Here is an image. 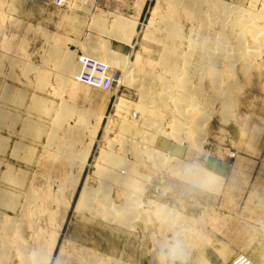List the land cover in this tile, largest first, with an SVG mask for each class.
I'll return each mask as SVG.
<instances>
[{
  "label": "rangeland",
  "instance_id": "rangeland-1",
  "mask_svg": "<svg viewBox=\"0 0 264 264\" xmlns=\"http://www.w3.org/2000/svg\"><path fill=\"white\" fill-rule=\"evenodd\" d=\"M211 1L240 7L233 14L226 13L227 45L231 48L243 33L249 48L254 40L249 33L253 21L248 20L244 31L240 30L239 13H258L254 22L259 31L264 30V0ZM170 8L178 9L170 0H0V111L19 118L12 124H0V136L7 138V146L0 150H5L0 152V187L20 195L16 210L0 206V212L13 221L12 240L22 246L23 257L31 264H170L161 254L176 240L182 250L176 264H264L263 30L256 33L258 55L251 59L247 74L236 63L235 73H226L223 78L232 79L227 78L224 84L236 78L238 87L232 93L233 105L225 113L211 86L214 74H209L208 64L199 63L202 50L189 42L196 21H188L180 7L173 12V20L181 34L169 39L163 21L170 16ZM117 19L128 22L123 23V29L135 26L131 42H119L111 36ZM219 25L218 30L222 28ZM91 39L106 40L111 49L128 58L132 64L129 70L142 80L171 78L162 65L166 62L165 46L174 48L173 55L192 53L187 77L193 87L199 84L205 91L194 96V101L204 107L205 116L201 115L208 118L202 145L190 146L187 133H182L181 143L172 135L173 102L151 108V114L158 118L156 131L145 122L144 90L136 81L128 82L125 67L108 70L114 77L111 88L90 90L110 94L107 102L76 101L70 92L71 86L78 84L70 72L74 59L63 60L67 53L81 58L84 44H90ZM72 41L74 50L69 46ZM54 50L58 58L51 57ZM181 57H174L179 66L184 62ZM154 80L150 86L159 95L163 85ZM82 83L91 86L88 79ZM9 88L25 91V104L6 97ZM35 97L46 104L48 113L33 106ZM63 103L66 108L72 104L78 109L64 113ZM91 110L93 116L81 118L80 111L88 115ZM29 121L41 126V132L26 131ZM71 127L82 128L81 136L68 134ZM15 143L28 149L19 150L15 157ZM159 153L165 154L164 164ZM8 165L22 178V184L10 185L1 179ZM186 165L206 175H188ZM213 177L220 180L219 187ZM104 183L117 206L113 214L97 208L98 197L106 193L101 190ZM85 187L93 190V199L84 206L81 193ZM126 192L139 196L140 203L137 211L123 220L128 206ZM158 204L191 217V222H175L173 228L163 231L154 215ZM21 257L14 255L7 264H24Z\"/></svg>",
  "mask_w": 264,
  "mask_h": 264
},
{
  "label": "bare ground",
  "instance_id": "bare-ground-1",
  "mask_svg": "<svg viewBox=\"0 0 264 264\" xmlns=\"http://www.w3.org/2000/svg\"><path fill=\"white\" fill-rule=\"evenodd\" d=\"M170 1L174 3L176 8H178L176 11H179L180 7L183 8V10H184L183 14H185V18L188 21L189 20L193 21V22L196 21L195 23H197V27L195 28L193 26L194 33L189 38L190 39L189 42L191 43V44L190 43L189 44L191 46L195 45L196 48L198 47L200 50H202V53L199 56V59H200L199 63L201 65L208 64V66L210 67V69H209L210 73L207 71V69L209 67L206 69V71H207V73H209L211 75H212V73L214 74L213 79L211 80L212 89L221 98V104H222V109H223L221 111H223L225 113L228 112V109L230 107H232V105H233V101L231 100L232 99L231 97L233 96L232 93H234L236 88H238L237 84H236L237 79L234 78L235 82H228V83L224 84L226 79L228 78L230 80L231 77H226V79H224V80H223V78H225L226 73H231L233 71L235 73L236 63L240 64V71L244 75L247 74V69L249 68V63H250L251 59L258 55L257 49H255L258 45L256 33L258 34L257 31H259L260 29L258 30V26H257L256 22H254L256 20L255 19L256 13L255 14L251 13V15L254 14L253 16H251V15L250 16H247V15L241 16L244 13L241 14V12L239 11L240 17L237 16L238 12L236 15L240 19V20H238L239 22L236 20L238 22L237 25L240 26V28H239L240 30H243L244 27L247 26L246 23L248 20L253 21V23L249 25V27H250L249 33L252 35V37L254 39V40L252 39L253 44L249 48H246L245 41L243 39L244 34L238 33L240 35L237 36V38H236V40H237L236 44H233L231 46L229 44V46L231 47V48H229L227 45L228 40L226 38L224 21H225V18L228 16L227 15L228 12H231L233 14V11L240 10L239 6L234 7L233 5L227 4V3L222 2V1H218V3H215V2L213 3L211 0H170ZM231 7H233V8H231ZM174 11H172V9L170 8L168 10V14L170 16H167L163 21V23L165 24V28L168 31V38L169 39L178 38V36L181 34V32L178 28V25L173 20V18H174L173 12ZM249 13H250V11H249ZM256 15H258V13ZM121 18H119V19H121ZM229 18H230V16H229ZM257 18H259V17H257ZM260 18H262V17H260ZM119 19L115 20V23H113V26L115 27L116 31L112 32L111 36L116 41H119V42L125 41V42L129 43V42H131L133 35L135 34V26H133L132 28H130L131 26H129L128 28H130V29H127V28L123 29V27H122L123 23L127 24L128 22L126 20L122 21ZM235 19H237V18H235ZM195 23H194V25H196ZM220 23L222 25V28L220 30H218L216 27ZM249 23L250 22H248V24ZM231 26H233V25L231 24ZM262 30L259 31V33L262 32ZM263 37H264V30H263ZM92 39H91V42L93 41ZM96 39H99V38H96ZM169 39H167V40H169ZM103 41L101 39L99 41H97V40L93 41L92 43L89 41L90 44L87 43L88 45L84 44L85 49L82 51L81 58H80V56H78V58H76L77 62L76 61L74 62V60H76L75 59L76 56L73 53H67V57L63 60L65 62V61H69L71 59H74L73 60V64H74L73 66L74 67H72V69H70V72L76 76V78L78 79L77 80L78 84H82L85 86V88L80 87V85H78V84L71 86V88L73 89V90L70 89V92L73 95L72 97H75L76 101L79 100L80 98L88 99L90 102L96 101L97 103L99 102L98 105H100L101 103L107 102L110 94L103 95L102 93H100V91H96L95 93H92V91H90V90L91 89L105 90L107 88H111V86H112L111 82L114 81V77L112 76L111 72H109L108 70L110 68H121V67L123 68V67H125L126 68L125 69V72H126L125 77L128 78L127 79L128 82L132 83V81H134V82L136 81L135 84L137 85V87L140 90L141 89L144 90L143 91L144 94H142L143 95L142 96L143 102H144L142 108L144 111V118L146 119L145 122H147V124H149V126L151 125L152 128L155 127L154 125H156L158 118H154V116H156V115L153 116L151 114L152 113L151 108H156L157 105L159 107V106H161V104H163L166 107V105H168L169 102H173V104L175 105L174 106L175 109L174 110L172 109L173 110V113H172L173 117L172 118H174V122H173L174 127L172 129L173 130L172 135H174V137L177 138L176 139L177 141L180 139V143H181L182 133L183 132L187 133V135H185V136H187V139L190 143V146H193L194 148H195V145L201 146L202 144L200 145V142L202 141V138H205L204 136L206 134L204 132L205 129L203 130V127L205 126V124H207L205 122L208 121V120L206 121V119H208V118L205 119V117H203V116H205V114H202V112L206 111V110L203 111L204 107L200 106L199 101H196V100H195L196 102L194 101V96H198V94H201L203 89L201 90V88L198 87V86H200L199 84L196 85L197 87L195 86L196 88L193 87L194 85L192 86V82L190 81L191 78H189L190 79L189 80L187 77L188 74L190 73L189 71H188L189 73L187 72V70H188L187 67H190L192 65V63H191V58L193 57L192 53L186 52L185 54H181L182 51L181 52L178 51L179 54L173 55V52L175 53L174 48H170V46H168V47L165 46V48H164V54H165L164 59L166 62L162 65H164V69H165L164 72L169 73V75H171V78L169 80H167V79H160V77H157V76L155 78L152 77V78L156 79V81L159 80V82L163 85V87H161L162 85L160 86L161 87L160 91H162V90L163 91L161 92V94L158 95V93L154 92L156 89H154V87L151 88L152 86H150L151 80H153L155 82L154 79L149 78V80L148 79L142 80L141 78L140 79L136 78L134 76V74L132 73L133 71L129 70L132 67V64H130V61L128 60V58L125 56L119 55V53H117L116 51H114L113 49H111L108 46L109 44L107 43L106 40H103ZM259 41L261 42V39ZM73 43L74 42L72 41L69 44L71 49L75 48V46H74L75 44H73ZM263 45H264V42H263ZM263 45H261V46H263ZM7 46H8V44H7ZM196 48H195V50H196ZM257 48L259 50V47H257ZM191 49H192V52H194V50H193L194 48H191ZM50 55L52 58H58L59 57V53L57 52V50L51 51ZM0 56H2V55L0 54ZM179 56L180 57L182 56L184 58L183 59L184 62H183L182 66L177 65V61L174 60V57H179ZM101 60H104V61H101ZM9 61H11V60H9ZM96 63H98V64L96 65ZM11 64H12V62H11ZM219 64H221L222 67L217 69V65H219ZM223 66L225 67L224 70L222 69V68H224ZM201 68L202 67L200 66V72H201ZM202 72H204V71H202ZM204 73L202 75H204ZM180 75H181V77H179ZM87 79H88V81L92 87L91 86L89 87L88 85H85L82 83V82H86ZM43 81H45V80H43ZM135 84H133V85H135ZM12 88H13V86H12ZM12 88H9L6 90V92H5L6 97L7 96H9L11 98L15 97L14 100H12V101H14L13 103L16 102L17 104H23V103L25 104V101H26L25 97L27 96V93L25 91H22V90H17L15 92H13ZM153 89H154V91H153ZM160 91H158V92H160ZM203 92H205V91L203 90ZM216 94L214 96H216ZM201 95H199V96H201ZM209 97H210V95H209ZM195 98L198 99L197 97H195ZM216 98H217V96H216ZM34 99H35V101L33 102V106L36 105V108L40 112L48 113V111H50L47 108L46 104H44L43 102L40 101L39 97L38 98L35 97ZM37 99H39L40 102L37 101ZM210 100H212V99H210ZM64 103H63L64 107H65V105L67 106V104H64ZM70 105H68L69 107H67V108L65 107V109H64V107H62V109H64V113H65V111L67 112L68 110H70L72 112L73 109L75 110L77 108L72 104H70ZM118 108H120L119 110H121L123 108L122 104ZM169 108L170 107H168V110H169ZM77 109H76V111H77ZM229 111H230V109H229ZM80 113H81V118H87V117L89 118V117L94 115V112H92V110L89 111L88 115L84 111L83 112L80 111ZM195 113H196V116H193ZM172 114H171V116H172ZM197 114H199V115H197ZM6 115H7V112L5 110L0 111V124L1 125H4V123L12 124L14 121H17L19 119V118H17V116H11V115L6 116ZM63 118H64V116H63ZM77 118L79 120H81L80 117H77ZM80 124H81V122H80ZM161 124H162V122H161ZM161 124H158V125H161ZM25 126H26V131L30 130V131H32V133H36V132L40 133L41 132V128H40L41 126L36 125L35 122L29 121L25 124ZM58 129L62 130L61 127H59ZM153 129H155V131H156V127ZM157 130H159V129H157ZM82 133H83V129L82 128L81 129L76 128V127L75 128L71 127V128H69V131H68V134H71V135L79 134L81 136ZM93 133H94V131H93ZM184 133H183V135H184ZM6 139L7 138H3L2 136H0V150H3L7 146ZM15 145H16V147H14V150L16 152L15 151L12 152V154L14 153V156H15V153L19 154V150L21 152L22 151L21 149H23V148H24V150L28 149L26 147L27 145H24L22 143L19 144L20 146H18L17 143H15ZM25 148H27V149H25ZM17 150H18V152H17ZM4 151H0V152H4ZM27 152L28 151H26V153ZM30 152L32 153V150H30ZM151 152H152V150H151ZM18 154H17V157H18ZM31 155H33V154H31ZM141 155L139 154V158L142 157ZM157 156H159L160 161H163L162 163L164 164V162L166 161L165 154L159 153V155H157ZM26 157H28V156H26ZM29 158L30 157H28V159ZM21 159H22V157H21ZM28 159H26V160H28ZM159 159H158V161H159ZM27 162H29V160ZM1 164H3V161H0V166H1ZM9 166L10 165H8V170L6 168L7 171L6 172L4 171L5 173L4 172L2 173L1 179L7 180V182L10 185H13L15 183H16V185L17 184L19 185L22 178H17L15 176L16 174L14 173V170L12 169V166L11 167H9ZM182 166H184V165H182ZM186 167H187V165H186ZM184 168H185V166H184ZM187 168H189V167H187ZM17 171H18V169H17ZM185 173L188 175H192L194 177L196 176V178L202 177V176L204 177V175H206L205 174L206 172H204L203 170H197L195 167H192V166H190L189 169H186ZM24 175L26 176V173H23V176ZM214 180L217 181V186L219 187L220 186L219 185L220 180L218 178L217 179L214 178ZM194 182L196 184H199L197 180H194ZM20 184H22V182ZM217 186L215 188H217ZM1 187H0V206L16 210L20 195H17L16 192L12 193L13 192L12 190H11L12 192H10V189H8L7 187H6V189H8L9 191L4 189V188H1ZM103 188L105 189L106 193L104 196L98 197L99 204H98L97 208L104 211L105 214H113L114 213L113 212L114 207L116 208L117 206L110 199V196L108 194V192H109L108 184L104 183L102 185L101 190H103ZM215 188H213V189L215 190ZM217 189H219V188H217ZM92 193H93V190L91 188L85 187L83 189L81 195L84 198V200H83L84 206L90 204L89 200L93 199ZM95 193H97V192H95ZM124 197L127 200L126 204H128V206L125 209L126 215L123 216V220H124V218L126 220L130 216L131 213L137 211L136 206L140 203V200H139V196H136L134 193H130V192H126L124 194ZM136 214H138V213H136ZM154 215H155L156 220L159 221L161 229L163 228V231L167 228H173L172 225H174L175 222H178L180 224L183 222H185V223L191 222V219H190L191 217L189 218V217L181 214L180 212H176L175 210L166 207L165 205H159L158 204L157 210H156V212H154ZM118 216H120V215H118ZM194 221H195V219H194ZM12 222L13 221H10L8 218L5 217V215H3L2 212H0V264H7L9 262V260L13 259L14 255H18V254L22 256L21 258H24V259H22L24 264H31L27 259H25L26 256L23 257L24 249L22 248V246H20L18 243H16L15 241L12 240V236H13V234H15V233H13V227L14 226H13ZM184 231L185 230H183V232ZM177 232L180 233V231H178V230H177ZM190 237H192V236H189V238ZM13 239H15V238H13Z\"/></svg>",
  "mask_w": 264,
  "mask_h": 264
},
{
  "label": "clouds",
  "instance_id": "clouds-1",
  "mask_svg": "<svg viewBox=\"0 0 264 264\" xmlns=\"http://www.w3.org/2000/svg\"><path fill=\"white\" fill-rule=\"evenodd\" d=\"M162 258L165 261H169L170 264H176V261L181 259L182 250L179 244V241H173L168 247L166 251H162Z\"/></svg>",
  "mask_w": 264,
  "mask_h": 264
},
{
  "label": "crops",
  "instance_id": "crops-1",
  "mask_svg": "<svg viewBox=\"0 0 264 264\" xmlns=\"http://www.w3.org/2000/svg\"><path fill=\"white\" fill-rule=\"evenodd\" d=\"M264 256V255H263Z\"/></svg>",
  "mask_w": 264,
  "mask_h": 264
}]
</instances>
